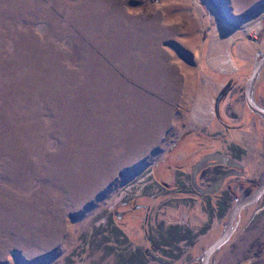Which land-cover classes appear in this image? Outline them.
I'll return each mask as SVG.
<instances>
[{"label":"rangeland","instance_id":"rangeland-1","mask_svg":"<svg viewBox=\"0 0 264 264\" xmlns=\"http://www.w3.org/2000/svg\"><path fill=\"white\" fill-rule=\"evenodd\" d=\"M263 53L264 0H0V264H200L264 175ZM236 222L209 264H264V194Z\"/></svg>","mask_w":264,"mask_h":264},{"label":"water","instance_id":"water-1","mask_svg":"<svg viewBox=\"0 0 264 264\" xmlns=\"http://www.w3.org/2000/svg\"><path fill=\"white\" fill-rule=\"evenodd\" d=\"M258 57L259 56H257L255 58V61L253 64L252 75L246 84L245 99H246V103H247L249 109L254 114L259 115L260 117H262L264 119V109L257 106L253 101V92H254L255 85L259 79V76H260L262 70L264 69V53L260 54V57H261L260 60H258ZM209 160H214L217 162V164H223V165H227V166H231V167H233V166L238 167L237 165L230 162L226 158H222V157L213 155V156H210V157H207L206 159H204L201 162V164H199L196 167L195 174L198 172L199 168L202 167V164L205 163L206 161H209ZM195 174H194V176H195ZM194 185H195V183H194ZM198 191L202 194H207V193L211 192V190H206V191L202 190L201 191L199 189H198ZM263 194H264V175L261 177V179L257 183V189L253 193L248 194L247 196H245L244 198H242L240 200H237L235 206L233 207V209L231 210V212L227 218L226 226H225V229H224L220 239L214 245H212L208 249V251H206V253L201 257L200 264H209L210 263V260L217 254V252L221 249V247H223L233 236V234L236 230V227H237L236 220L238 219V217L242 213V211L250 209L253 206H255Z\"/></svg>","mask_w":264,"mask_h":264},{"label":"flooded vegetation","instance_id":"flooded-vegetation-1","mask_svg":"<svg viewBox=\"0 0 264 264\" xmlns=\"http://www.w3.org/2000/svg\"><path fill=\"white\" fill-rule=\"evenodd\" d=\"M221 167L222 166H218L215 163L206 164L205 166H203V170L201 171L200 175H201V178L203 180H205L208 185H210L209 189H207V190L214 189V186L212 185V183L215 182L216 180H218L219 178L227 177L228 174H230V175L234 174L236 177L241 174V173H237L238 171H236V170H227V171L222 170V169L220 170ZM210 170L213 171V172H211V174H209V172H208ZM208 176H209V178H207ZM236 177H232V178H236ZM225 181L223 182V184L225 183Z\"/></svg>","mask_w":264,"mask_h":264},{"label":"crops","instance_id":"crops-1","mask_svg":"<svg viewBox=\"0 0 264 264\" xmlns=\"http://www.w3.org/2000/svg\"><path fill=\"white\" fill-rule=\"evenodd\" d=\"M185 144H186V146H187V148H188V151L191 152V151L193 150L191 140H190V139H187V142H186ZM183 146H185V145H183ZM181 148H182V147H181ZM189 156H190V155H189ZM189 156H188V157H189ZM116 228L120 229V227H119L118 225L116 226ZM115 235H116V236L118 235L119 238L123 239V237H120V235H121L120 232H119V234L116 233ZM124 238H125V237H124ZM126 238H127V237H126ZM127 240H128V238H127ZM106 245H107L108 249H109V250H113V252L117 250V248H116V247H113L112 244H111V245H110V244H106ZM128 254H129V256H130V255L133 254V253H132V251L129 250V253H128ZM109 255H110V254H109ZM112 255H113V254H112ZM110 256H111V255H110ZM113 256H114V255H113ZM141 260H142V262H141ZM138 261H140L141 264H147V262L144 261V258H143V257H142V259H140V260L138 259ZM136 262H137V260H136ZM137 263H138V262H137Z\"/></svg>","mask_w":264,"mask_h":264},{"label":"bare ground","instance_id":"bare-ground-1","mask_svg":"<svg viewBox=\"0 0 264 264\" xmlns=\"http://www.w3.org/2000/svg\"><path fill=\"white\" fill-rule=\"evenodd\" d=\"M257 25V24H256ZM259 27H257V30H258Z\"/></svg>","mask_w":264,"mask_h":264},{"label":"built area","instance_id":"built-area-1","mask_svg":"<svg viewBox=\"0 0 264 264\" xmlns=\"http://www.w3.org/2000/svg\"><path fill=\"white\" fill-rule=\"evenodd\" d=\"M158 259V258H157Z\"/></svg>","mask_w":264,"mask_h":264}]
</instances>
